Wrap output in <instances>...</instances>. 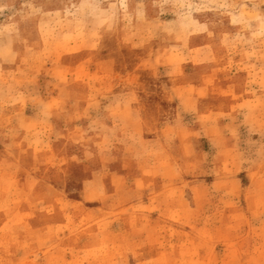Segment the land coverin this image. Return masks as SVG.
I'll return each mask as SVG.
<instances>
[{
    "label": "rangeland",
    "instance_id": "rangeland-1",
    "mask_svg": "<svg viewBox=\"0 0 264 264\" xmlns=\"http://www.w3.org/2000/svg\"><path fill=\"white\" fill-rule=\"evenodd\" d=\"M0 264H264V0H0Z\"/></svg>",
    "mask_w": 264,
    "mask_h": 264
}]
</instances>
